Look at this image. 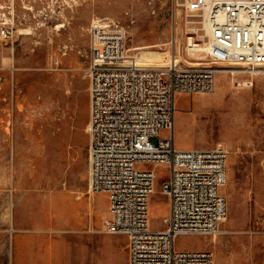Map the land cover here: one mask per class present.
Wrapping results in <instances>:
<instances>
[{"label":"rangeland","instance_id":"obj_1","mask_svg":"<svg viewBox=\"0 0 264 264\" xmlns=\"http://www.w3.org/2000/svg\"><path fill=\"white\" fill-rule=\"evenodd\" d=\"M178 4L0 0L1 264H10L14 228L40 226L45 235L55 236L76 223V214L84 226V264L107 259L126 244L125 235L103 231L111 219L108 194L89 191L90 29L97 21L124 27L128 54L142 66L165 67L174 57L182 65L209 64L200 51L202 59L188 50L189 37L201 46L209 41L205 29H193L196 25L203 29L202 20L196 17L189 23ZM175 107L178 149L219 144L228 150V179L220 191L233 205L221 233L181 235L175 249L210 250L215 264H264L263 79L243 72L222 73L214 93H179ZM165 135L162 130L160 136ZM140 167L156 173L148 202L149 227L163 230L170 202L162 193V182L170 169L163 164ZM31 239L17 235L16 257L18 247Z\"/></svg>","mask_w":264,"mask_h":264},{"label":"built area","instance_id":"obj_2","mask_svg":"<svg viewBox=\"0 0 264 264\" xmlns=\"http://www.w3.org/2000/svg\"><path fill=\"white\" fill-rule=\"evenodd\" d=\"M177 1L207 23L209 64L182 65L174 57L165 67L142 66L128 54L124 27L97 21L90 29L89 191L108 194L111 219L104 231L128 238L129 264H214L211 251L176 250L175 240L221 233L227 199L220 189L228 179L229 153L219 144L175 146V96L214 93L219 69H232L224 66H240L264 85V0ZM195 46L201 44L192 40L189 51L195 53ZM143 164L170 169L162 182L170 202L163 230L149 227L156 173Z\"/></svg>","mask_w":264,"mask_h":264},{"label":"crops","instance_id":"obj_3","mask_svg":"<svg viewBox=\"0 0 264 264\" xmlns=\"http://www.w3.org/2000/svg\"><path fill=\"white\" fill-rule=\"evenodd\" d=\"M74 220L76 223L55 236L45 235L46 230L40 226L32 230L14 228L10 247V264H84V226L79 214L74 216ZM21 234L28 235L32 239L30 243L18 247L20 251L16 257L15 240L17 235ZM0 255V262H2V254ZM8 256L7 253L6 257ZM94 264H129L128 238L126 244L112 250L107 255V259Z\"/></svg>","mask_w":264,"mask_h":264},{"label":"bare ground","instance_id":"obj_4","mask_svg":"<svg viewBox=\"0 0 264 264\" xmlns=\"http://www.w3.org/2000/svg\"><path fill=\"white\" fill-rule=\"evenodd\" d=\"M179 6H180V4H178ZM179 18H182V15L181 14H179ZM185 18L187 19V21L189 22V23H191V19L192 18H196V16H194V15H191V14H189V13H187L186 15H185ZM181 20V19H180ZM202 20V19H201ZM201 24H203V26H204V28L203 29H199L197 26L198 25H196V26H194V30L197 32V31H199V30H206V32H207V35H210V31H209V27H208V25H207V23L205 22V21H201L200 22ZM199 23V24H200ZM192 37H189V40H190V43H189V45L192 43ZM203 42H204V40L203 39H201ZM209 47H210V44H209V41L207 42V43H204V45L203 46H195V53H192V55H197V56H199V55H201V54H203V56L204 57H207L208 56V53H209ZM190 49V48H189ZM188 49V50H189ZM201 52V54L200 53H198L197 54V52ZM189 52V51H188ZM200 57V56H199ZM204 57H200L199 59H202V58H204ZM134 62L135 63H138V64H140V61H139V59L137 58V59H135L134 60ZM195 64V66L196 65H202V63L201 62H197V63H194ZM193 65V64H192ZM224 67H230V68H232V69H229L230 71H232L233 73L235 72H242V70H241V68L242 67H240V66H224ZM239 68V69H238ZM219 71H220V73H226V72H230V71H224L223 70V68H220L219 69ZM227 166H228V164H227ZM227 174H228V172H227ZM226 184H227V182H226ZM225 184V185H226ZM231 206H233V205H230L229 203H227V217H228V215H230L231 214V212H233L232 211V207ZM226 221H227V218H226ZM214 241H216L215 239H213Z\"/></svg>","mask_w":264,"mask_h":264}]
</instances>
